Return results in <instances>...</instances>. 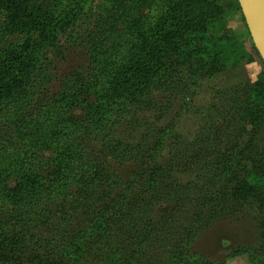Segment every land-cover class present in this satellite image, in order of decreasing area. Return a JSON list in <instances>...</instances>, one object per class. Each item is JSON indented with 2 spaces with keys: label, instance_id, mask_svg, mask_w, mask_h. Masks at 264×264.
Here are the masks:
<instances>
[{
  "label": "rangeland",
  "instance_id": "rangeland-1",
  "mask_svg": "<svg viewBox=\"0 0 264 264\" xmlns=\"http://www.w3.org/2000/svg\"><path fill=\"white\" fill-rule=\"evenodd\" d=\"M93 5L77 32L61 31L46 45L53 80L0 119V155L11 141L25 150L38 145L35 155L48 163L46 173L58 159L39 146L67 117L84 122L71 124L83 157L79 182L54 199L61 231L31 216L30 233L18 227L10 235L21 237L16 261L264 264V63L235 0H206L198 7L189 0ZM71 8L67 0H35L1 40L0 82L12 77L7 67L13 49L42 43L41 27H54ZM177 22L181 36L169 28ZM4 27L0 20V35ZM101 28L108 31L98 40L102 61L128 57L116 76L124 78L127 94L134 87L133 106L117 102L121 114L102 111L101 123L89 128L96 101L83 95L64 105L59 123L44 118L48 103L62 100V80L84 70L97 73L88 40ZM138 40L140 49L131 52ZM24 181L14 173L9 185L34 206L35 191Z\"/></svg>",
  "mask_w": 264,
  "mask_h": 264
},
{
  "label": "trees",
  "instance_id": "trees-1",
  "mask_svg": "<svg viewBox=\"0 0 264 264\" xmlns=\"http://www.w3.org/2000/svg\"><path fill=\"white\" fill-rule=\"evenodd\" d=\"M112 1L116 3L118 0ZM189 1L194 7L206 3V0ZM34 2L35 0H0V20L2 25L5 26L4 31L0 35V47L1 40L9 35L11 28L30 9ZM67 2L69 5L71 4L72 8L54 27L50 26L53 29H49L50 27L48 26L50 24H47L46 27H41L42 43L28 42L27 44L24 43L20 50L13 49V56L7 67V72L12 77L8 81L3 79L0 82V119L7 115L11 108L19 107L21 103L28 100L29 96L39 89L41 85L50 83L53 80L52 69L55 64L54 60L48 55L46 45L55 41L61 31L66 32L69 29V31L77 32L79 30V22L89 19L95 12L93 9L95 7L93 5L94 0H67ZM235 2L242 13L238 0H235ZM105 17L106 15L103 13L101 21H105ZM171 27L174 28L171 31L172 33L181 36L176 31V29L180 28L178 22L170 24L169 28ZM104 29L101 28V31ZM107 32L103 31L96 37L89 36L88 40V43L94 46L92 50H89L91 53L95 52V55L90 57V62L95 64V67L92 68H95L97 73L90 74L84 70L79 73H72L62 80V100L49 102L44 118L55 117V119H58L57 123H59L58 115H62L64 105L77 104L83 95H94L96 101L90 104L93 108L90 109L92 115L88 120L89 128L101 123V119H98V117L102 111H111L113 108L114 112L112 115L121 114L122 111L118 110H122V108L118 110L114 108V104L117 102L120 104L130 102L131 106H133L134 87L131 89L132 93L127 94L126 90L128 88L125 86L124 78L116 76L119 67L127 65V55L124 57L125 60L115 57L110 58V61L107 59L102 61L98 54V40ZM178 35L175 36L176 40H178ZM140 46L139 40L133 42L131 52L140 49ZM253 49L261 58L254 44ZM114 55L117 56L118 52L114 53ZM119 62H121L120 66L118 65ZM135 75L136 80L140 82L143 77H140L138 73ZM64 114L67 113L64 112ZM69 120H71V117H67L62 126L49 135L46 143L39 146L41 149L49 150L53 156L52 159L55 157L58 159V161H55V166L51 173L43 171V165L48 163L35 155L38 145H31L28 150H25L18 142L11 141L9 145H4L3 147L2 153L7 157L0 155V164H6L5 169H2L3 171L0 173V264H18V261H16L17 256L13 251L16 249L21 237H12L10 235L13 234V229L18 227L20 230L30 233V230H32V226L29 224L31 216H34L39 221L44 218L45 222L46 220L50 221V224L55 226V230L61 231L60 228L56 227L59 225L58 217L53 215L54 199L57 197L56 192L79 182L78 171L81 168L78 169V162L83 159L79 154L78 148H76L78 145L76 144L75 135L78 129L75 130L71 124L74 123L79 127L84 122L73 120V118L72 121ZM61 159L64 160L63 164L60 163ZM14 173L24 175L26 181H24L23 185L26 184L35 191V195L32 197L34 206L27 195H24L18 188H13L9 185ZM42 178H46L45 182L41 181ZM85 200L84 204H86L87 198ZM186 264L201 263L189 261Z\"/></svg>",
  "mask_w": 264,
  "mask_h": 264
},
{
  "label": "water",
  "instance_id": "water-1",
  "mask_svg": "<svg viewBox=\"0 0 264 264\" xmlns=\"http://www.w3.org/2000/svg\"><path fill=\"white\" fill-rule=\"evenodd\" d=\"M253 44L264 63V0H238Z\"/></svg>",
  "mask_w": 264,
  "mask_h": 264
}]
</instances>
